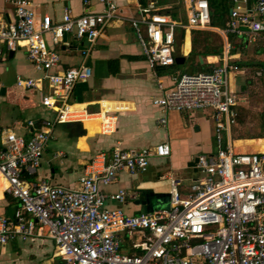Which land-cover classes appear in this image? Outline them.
Wrapping results in <instances>:
<instances>
[{"label": "built area", "instance_id": "1", "mask_svg": "<svg viewBox=\"0 0 264 264\" xmlns=\"http://www.w3.org/2000/svg\"><path fill=\"white\" fill-rule=\"evenodd\" d=\"M102 11L73 15L66 10L60 20L38 16L28 0H13L15 18L0 19V53L25 48L33 66L43 72L39 79L18 78L24 89L47 83L49 92L41 103L54 116L28 121L29 137L0 129V175L6 192L17 200L12 219L0 215V246L13 241L48 239L62 264H264V152H235L225 136L237 123V98L228 88L229 65L224 62L209 72L183 73L167 91L152 102L164 113L212 109L216 151L197 157L199 178L187 195L179 180L171 177L167 206L128 214L119 206L135 193L124 189L107 192L120 171L145 172L154 158H166L167 142L142 149L115 147L110 155L94 157L75 188L46 180L29 183L53 138L56 125L82 121L90 114L70 103L73 87L87 81V65L52 72L60 54L50 48L72 34L93 45L104 27L121 18L118 0H99ZM134 2L138 15L129 19L142 54L149 66L170 67L175 63L178 26L184 29L216 30L229 47L228 36L252 38L264 48V0H230L229 19L222 29L210 26L208 0H184L187 22L176 23L161 11L159 0ZM88 0H85V4ZM226 53V52H225ZM264 78V58L260 67ZM104 133L116 128L119 107L102 104ZM165 125L167 118L159 119Z\"/></svg>", "mask_w": 264, "mask_h": 264}, {"label": "crops", "instance_id": "2", "mask_svg": "<svg viewBox=\"0 0 264 264\" xmlns=\"http://www.w3.org/2000/svg\"><path fill=\"white\" fill-rule=\"evenodd\" d=\"M28 1L38 16L49 15L54 21L60 20L66 10L80 16L86 10L104 9V4L99 0H88L86 4L85 0ZM118 4L121 18L105 26L93 45L85 38L76 39L72 34L66 35L61 43L54 44L51 35H46L50 48L55 49L61 58L52 72L82 64L91 69V77L85 82L76 83L70 95V103L90 115L78 121L82 125L79 131L71 126L72 123L56 125L40 167L36 173L25 174L23 177L29 183L46 180L52 184L75 188L79 186L80 177L88 172L96 155H110L115 147L142 149L167 142L171 149L168 157L152 159L145 172L120 171L115 181L105 187L107 192L124 189L128 193H135V198H128L123 204L111 205L119 206L128 214H136L168 205L171 177L179 180V191L182 195L192 192V187L199 178L193 163L199 155L216 151L215 123L212 109L164 113L153 104V98L164 94L181 74L172 72L169 68L153 69L149 66L129 22L131 17L138 15L137 6L134 2L127 3L122 0H118ZM158 6L179 25L186 24L184 0H159ZM14 18L13 0H0V19L8 23ZM175 38L176 56H184L186 62L192 51V29L178 26ZM251 50L263 53L264 58V48L259 41L250 37H235L232 48L224 45L222 56L190 58L196 63V72H202L199 65L213 68L223 63L227 54L226 61L230 67L228 88L237 98V123L234 126L240 125L243 115L246 122L249 120L247 104L250 95L258 81L264 82L260 75V63L262 64L263 59L254 63L249 52ZM42 75L43 72L37 70L28 59L25 48L2 50L0 89L5 86L6 91L5 95L0 93V129H10L18 135L29 137L32 130L28 127L29 120L38 122L54 116V111L41 103V94L49 92L45 81H41L38 88L24 89L17 86L18 78L39 79ZM106 102L115 108L119 107L116 112V128L112 133H104L100 116H95L103 110L102 104ZM164 116L167 123L162 125L159 119ZM245 125L241 127L246 128ZM234 126L225 139L230 140L235 152H264V138H249L253 136L252 133L246 135L234 131ZM5 188V180L0 175V215L12 219L18 203ZM0 264L62 262L55 256L52 241L36 239L16 240L0 246Z\"/></svg>", "mask_w": 264, "mask_h": 264}, {"label": "trees", "instance_id": "3", "mask_svg": "<svg viewBox=\"0 0 264 264\" xmlns=\"http://www.w3.org/2000/svg\"><path fill=\"white\" fill-rule=\"evenodd\" d=\"M210 5V26L214 29H222L226 26V23L229 19V8L230 0H208ZM228 42L232 48L235 42V36L229 35ZM224 49V40L221 35L216 30H201L193 29L192 30V51L189 55L190 58H195L197 56H209V55H218L222 56ZM182 65L174 63L170 67H157L159 68H169L172 72H183L180 71ZM199 65V63H197ZM260 65H262L260 63ZM203 71L209 72L212 68L206 67V65H199ZM249 138H264V109L260 114V131ZM10 199V196H6Z\"/></svg>", "mask_w": 264, "mask_h": 264}, {"label": "rangeland", "instance_id": "4", "mask_svg": "<svg viewBox=\"0 0 264 264\" xmlns=\"http://www.w3.org/2000/svg\"><path fill=\"white\" fill-rule=\"evenodd\" d=\"M251 53V59L256 62H261L263 59V53H256L257 51L251 50L249 51ZM190 67H193L194 69H190ZM181 72H196L197 67L196 63L192 59H187L184 65H182ZM250 118L249 120L244 119V115L241 116L240 119V125L234 126V131H238L241 133H244L246 135H256L260 131V114L262 113L264 109V82L258 81L254 89L252 90V94L250 95V101L247 104ZM246 124V125H245ZM245 125L246 128H243L241 126ZM253 148V146H250Z\"/></svg>", "mask_w": 264, "mask_h": 264}, {"label": "water", "instance_id": "5", "mask_svg": "<svg viewBox=\"0 0 264 264\" xmlns=\"http://www.w3.org/2000/svg\"><path fill=\"white\" fill-rule=\"evenodd\" d=\"M184 62H185V57L184 56H176L175 57V63L183 64ZM5 91H6V87L2 86L1 89H0V93L2 95H5ZM71 126L75 127V129L78 130V131L82 128V125H81L80 122L72 123ZM196 162H197V159H196L195 163H193V165H196Z\"/></svg>", "mask_w": 264, "mask_h": 264}, {"label": "bare ground", "instance_id": "6", "mask_svg": "<svg viewBox=\"0 0 264 264\" xmlns=\"http://www.w3.org/2000/svg\"><path fill=\"white\" fill-rule=\"evenodd\" d=\"M18 87H20L19 85H17ZM21 88H23V87H21ZM86 119V118H85Z\"/></svg>", "mask_w": 264, "mask_h": 264}]
</instances>
